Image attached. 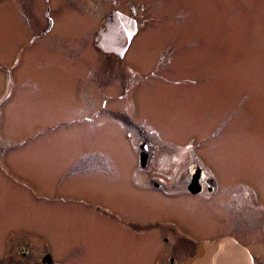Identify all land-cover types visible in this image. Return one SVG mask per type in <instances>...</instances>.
I'll return each mask as SVG.
<instances>
[{"label":"rangeland","instance_id":"1","mask_svg":"<svg viewBox=\"0 0 264 264\" xmlns=\"http://www.w3.org/2000/svg\"><path fill=\"white\" fill-rule=\"evenodd\" d=\"M54 1L57 28L42 38L45 0H0L4 264H33L44 250L61 264H151L157 235L126 233L114 213L137 229L176 219L204 231L209 218L173 190L177 180L169 198L134 182L143 135L162 162L181 154L169 146L205 141L222 181L251 179L264 196V0H134V19L117 0L145 29L121 64L91 47L110 0H70L83 20ZM103 104L108 117L78 125ZM63 195L75 201L61 204ZM28 239L37 242L22 258Z\"/></svg>","mask_w":264,"mask_h":264},{"label":"flooded vegetation","instance_id":"2","mask_svg":"<svg viewBox=\"0 0 264 264\" xmlns=\"http://www.w3.org/2000/svg\"><path fill=\"white\" fill-rule=\"evenodd\" d=\"M49 1L45 0L46 9L44 17L46 26L43 32L40 33V37L42 38H45L54 31L57 24V20L54 17L57 12L51 10L55 1L53 3ZM56 1L59 2V0ZM61 1L65 2L69 8L66 15L74 20L76 16L75 12L79 13L77 6L73 8V2L70 0ZM126 2L129 4L126 10L128 9L127 11H130L129 16L134 19L138 14L135 6H133L134 0H127ZM14 4L17 8L21 7L17 5L16 1ZM120 6L122 7L117 0H110L108 2V9L98 18L100 22L99 26L92 35L101 29L105 19L113 13L126 15ZM78 19L83 20L84 18L80 14ZM144 30L139 29L137 25L135 35L120 57L113 54L97 53L92 47V42L91 47L97 55L113 56L121 64L132 40ZM122 68V72L131 75L132 78L134 75H139L138 70L133 71L127 67ZM104 104L99 112L95 111L93 119L83 117L79 120L78 125H82L80 123L92 122L101 115L100 111L108 117L110 111L105 112ZM126 116L124 115V117ZM124 123H126L125 119ZM129 138L131 139L130 135ZM139 139L141 140L139 141ZM139 139L136 143L138 158L136 159L134 182L136 184H145L151 191L161 195L162 198H169L173 196L172 186L169 185L177 180V183L173 186V190L179 189L188 194L194 201L192 207L194 212L198 213L197 216L205 215L210 220L209 225H201L204 228V231L201 233L191 230L192 227L189 228L187 224L180 223L176 219H171L168 223L146 224L144 228L137 229L130 222H127L129 219L122 220L117 213H114V216L112 215L110 218L111 222L116 225L118 224L126 233L137 235L148 233H153L154 235L155 233L157 235V248L154 250V257L151 260V264H184L186 260L197 257L205 245H210L221 240H228L238 249L246 250L251 258L252 264H264V196L261 193L259 183L240 177H232L226 182L222 181L214 166L207 162V159H205L201 152L204 148L205 141L193 140L180 142L182 145L174 148L169 146L170 150H176L174 154H181L175 161L168 159L162 162L163 157L157 155L159 147L154 145L144 135ZM161 163L163 165L162 169L158 166ZM183 165L185 166V170L181 172L180 169L182 170ZM157 172L161 176L158 180L154 178ZM67 197V195H63L58 200H60L61 204H70L75 201L72 196L70 199H67ZM84 205L89 206L90 204ZM92 207L96 211H101L102 214L106 215V211L98 207ZM187 231L189 234H187ZM30 240L28 239L26 241L29 242L23 243L26 246L24 245L18 253L22 258L30 255V249L27 245H30L32 242H37V239ZM3 260V258H0V264H4ZM34 260L33 264H61L54 257L53 252L48 250L41 252Z\"/></svg>","mask_w":264,"mask_h":264},{"label":"water","instance_id":"3","mask_svg":"<svg viewBox=\"0 0 264 264\" xmlns=\"http://www.w3.org/2000/svg\"><path fill=\"white\" fill-rule=\"evenodd\" d=\"M135 33L134 21L120 13H113L93 35L92 47L97 53L120 57ZM184 264H252V262L246 250L238 249L228 240H221L205 245L197 257L186 260Z\"/></svg>","mask_w":264,"mask_h":264}]
</instances>
